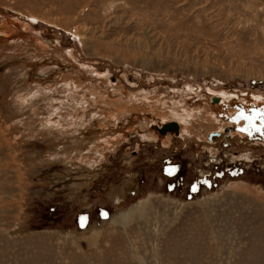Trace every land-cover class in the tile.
<instances>
[{
  "label": "rangeland",
  "instance_id": "374dc122",
  "mask_svg": "<svg viewBox=\"0 0 264 264\" xmlns=\"http://www.w3.org/2000/svg\"><path fill=\"white\" fill-rule=\"evenodd\" d=\"M237 92L264 103V0H0V264H264Z\"/></svg>",
  "mask_w": 264,
  "mask_h": 264
},
{
  "label": "bare ground",
  "instance_id": "6f19581e",
  "mask_svg": "<svg viewBox=\"0 0 264 264\" xmlns=\"http://www.w3.org/2000/svg\"><path fill=\"white\" fill-rule=\"evenodd\" d=\"M187 91H188L187 88L186 89L183 88V90H181V94L183 95V98H184V96L191 95ZM237 93L229 94L227 96L225 94L224 95H221L222 96L221 102H219V99L218 100L217 99H212L213 100L212 103H215V104L218 103V105L215 107V109H213L214 110V113L216 114L215 117H220V118L226 117L227 114H228L227 111L233 110V109H235L240 114L241 113L244 114V111L246 112V110H249L250 111V114H252V111L255 112V113L256 112L259 113L262 109H264V103H260L259 102L261 100V96H260L261 94L258 95V94H255L254 92L253 93L252 92H245V94L244 93L243 94H239V93L237 94ZM193 94H197L200 97L205 94V96L208 97V98H206L207 100L210 98L208 96V94H206L204 91L198 90V89H197V91L195 90V92ZM181 98H182V96H181ZM199 103H201V102H199ZM197 105H199L198 102H197ZM208 106H210V103H209ZM251 107H253V109ZM249 111H248V113H249ZM240 114L239 115L237 114V117L238 118L240 117ZM168 126H170V125H168ZM166 129H168L170 132H174L176 134L178 132V127L175 124L174 125H171L169 128L166 126ZM209 135L207 137L208 142H212L215 139H217L218 137H221V134L220 133H211ZM140 212H141V210H140ZM132 213H133V211H132ZM136 214H138V213H136ZM127 216H128L127 214H122L120 216V218L123 219V220H125L127 218Z\"/></svg>",
  "mask_w": 264,
  "mask_h": 264
},
{
  "label": "snow or ice",
  "instance_id": "6c2138e0",
  "mask_svg": "<svg viewBox=\"0 0 264 264\" xmlns=\"http://www.w3.org/2000/svg\"><path fill=\"white\" fill-rule=\"evenodd\" d=\"M240 116L249 121L250 127H254L253 121L259 120L260 121V127L256 130L261 133V135H264V109H262L258 114H254L252 116H245L243 113L240 114ZM241 131H248V129H241ZM249 135H251V132H249ZM193 190L195 191V186H193ZM83 221V218H81Z\"/></svg>",
  "mask_w": 264,
  "mask_h": 264
},
{
  "label": "trees",
  "instance_id": "16d2710c",
  "mask_svg": "<svg viewBox=\"0 0 264 264\" xmlns=\"http://www.w3.org/2000/svg\"><path fill=\"white\" fill-rule=\"evenodd\" d=\"M172 167H174V166H173V165H169V166H166V167L164 168V173H165L166 176H169V175L172 174L171 172H169V169L172 168ZM171 170H172V169H171ZM216 175H217V174H215V176H216ZM217 176H218V175H217ZM195 185H196V184H195ZM207 185H210V186H211L212 184H211L210 181H205V187H206ZM193 186H194V184H191L189 188H192V189H193ZM99 209H100V213H104V212H105L102 208H99ZM81 218H83V221H85V220H89V217H88L87 214H80V215H78V220H79V221H82Z\"/></svg>",
  "mask_w": 264,
  "mask_h": 264
},
{
  "label": "flooded vegetation",
  "instance_id": "af4514ba",
  "mask_svg": "<svg viewBox=\"0 0 264 264\" xmlns=\"http://www.w3.org/2000/svg\"><path fill=\"white\" fill-rule=\"evenodd\" d=\"M254 114H258V112L255 113V112L252 111V115H254ZM236 118H238V117H236ZM236 118H235V119H236Z\"/></svg>",
  "mask_w": 264,
  "mask_h": 264
},
{
  "label": "water",
  "instance_id": "95a60500",
  "mask_svg": "<svg viewBox=\"0 0 264 264\" xmlns=\"http://www.w3.org/2000/svg\"><path fill=\"white\" fill-rule=\"evenodd\" d=\"M215 102V101H214ZM167 126V125H166ZM171 126V125H170ZM170 126H167L168 128L170 127ZM164 129V128H163ZM210 136V135H209Z\"/></svg>",
  "mask_w": 264,
  "mask_h": 264
}]
</instances>
